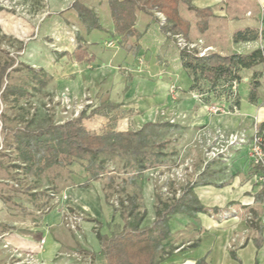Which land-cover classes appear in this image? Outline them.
I'll return each mask as SVG.
<instances>
[{
	"label": "rangeland",
	"instance_id": "1",
	"mask_svg": "<svg viewBox=\"0 0 264 264\" xmlns=\"http://www.w3.org/2000/svg\"><path fill=\"white\" fill-rule=\"evenodd\" d=\"M74 1L0 0V264H103L99 248L94 244V230L98 228L107 234L118 231L123 223L119 216L120 200L139 188L138 201L144 203L145 221L149 223L156 196L163 200L177 197L188 183L205 179L213 186L238 187L248 184V179L249 184L260 186L255 180L249 148L251 134L261 122L257 110L264 109V64L255 72L241 74L240 82L234 85L240 99V108L234 112L227 110L224 96L202 92L207 90L206 84H202V91L190 90L185 72H181V78L163 85L167 80L165 71L173 72L178 66L175 60L167 61L170 57L162 58L159 64L157 61L152 77L153 83L160 82L166 89L167 105L158 102L152 107H140L135 104V96L131 100L125 96L130 89L134 93L135 87L140 88L139 83L125 86V82L148 70L144 57L131 70L122 63L115 65L113 71L122 76L121 86H99L95 92L85 87L77 94L69 85L82 67L73 57L63 55L65 51L71 52L78 45H85L88 51L90 45L129 47L136 39L120 41L107 33L105 40L101 36L91 43L70 6ZM76 1L92 8L101 25L111 20L107 0ZM180 6L185 12V6L182 3ZM155 14L162 23L163 16ZM139 29L141 37L149 42L147 47H151L156 34L144 31V26ZM218 35V46L222 44V47L208 45L217 41L213 34L189 40L188 47L199 54L229 53L225 46L229 43L228 34L221 31ZM168 46L178 49L177 38L167 40L164 47L168 49ZM86 68L95 70V66ZM39 70L48 75L43 86L37 82ZM254 79L259 81V86L251 101L248 93ZM182 98L186 100L183 104L186 109L178 112ZM246 107H253V115L240 123ZM222 109L227 111L221 112ZM80 115L85 127L96 131L110 127L117 131L137 130L146 122L164 121L178 123L181 129L166 137L169 143L161 164L134 174L123 166L125 160L117 157L93 181L88 180L82 160L63 167L54 165L42 174L33 175L13 146L4 141L10 137L8 128L22 127L26 121L48 119L59 123ZM109 208L111 215L107 218L105 210ZM180 222L183 220L174 218L169 222L170 227L176 231L181 227ZM54 225L65 238L61 233L49 236ZM187 225L184 231L174 235L171 232L167 240L170 244L165 242L166 249L179 245L181 249L190 247V242H186L190 237ZM27 233L37 239L35 249L23 242L22 236ZM48 241L56 249L46 253Z\"/></svg>",
	"mask_w": 264,
	"mask_h": 264
},
{
	"label": "trees",
	"instance_id": "2",
	"mask_svg": "<svg viewBox=\"0 0 264 264\" xmlns=\"http://www.w3.org/2000/svg\"><path fill=\"white\" fill-rule=\"evenodd\" d=\"M107 3L113 24V31L109 34L120 37V41L135 37L133 46H124L133 50L138 49L141 37V32L135 27L136 10L151 15V20L158 23L167 40H175V36H180L185 42L190 40V23L180 15V3H184L187 10L193 12L200 32L206 30L208 19L213 16L211 7H197L192 4V0H107ZM70 6L76 11L87 33L96 29L104 30L92 8L76 0ZM156 12L163 16L162 23ZM258 37H264V28L246 27L236 30L232 39L234 42H245ZM177 48L181 68L190 79L189 89L202 91V84H206L207 90L202 92L224 96L230 112L239 107V95L233 88L241 80V71L264 63L263 47L254 48L247 53L208 52L202 55L194 48ZM63 55L87 64L94 58L85 45H78L73 51H65ZM37 76L38 84L43 86L47 73L39 70ZM258 86L259 81L254 79L248 93L249 100L255 99ZM82 118L83 115H80L59 123L48 119L36 122L29 120L22 127L8 128L10 137L4 141L13 146L25 168L33 175L42 174L54 165L63 167L82 160L88 180L93 181L99 179L105 173L108 162L117 157L125 160L123 166L134 174L161 164L166 154L164 149L169 143L166 137L181 129L178 123L164 121L146 122L137 130L117 131L110 127L96 131L87 129ZM258 128L264 129V120L259 123ZM210 183L205 179L188 183L181 188L177 197L169 200L156 196L153 219L147 224H143L146 208L144 203L138 201L141 199V188L127 194L120 200L119 216L123 222L121 228L108 234L100 232L98 228L94 230L104 264H160L174 249L169 245L166 249L167 240L171 236L169 222L172 216L183 214L193 218L198 213L209 214L217 210V207L208 208L203 205L194 191L196 186ZM263 197L264 188H261L255 199L262 200ZM195 245L194 241L188 246ZM232 256L235 258L234 254ZM195 264L208 263L205 258H200Z\"/></svg>",
	"mask_w": 264,
	"mask_h": 264
},
{
	"label": "crops",
	"instance_id": "3",
	"mask_svg": "<svg viewBox=\"0 0 264 264\" xmlns=\"http://www.w3.org/2000/svg\"><path fill=\"white\" fill-rule=\"evenodd\" d=\"M182 4L185 6L183 8H185L186 11L184 12L183 9L182 12L181 6L179 5V12L180 15L190 23V40L200 39L202 36H210L213 34L217 41L214 42V44L209 42L208 45L212 47L213 45L214 47H222V44L218 46L219 41L217 38L219 37L218 33L223 31L229 36V45L225 44V46L230 49L229 53H247L257 47L264 48V37H258L255 40L245 42H234L232 39L233 33L236 30L246 27L264 28V0H192V4L197 7L208 6L212 9L213 16L208 19V25L204 32H200L196 27V18L193 12L187 10L184 3ZM135 15V26L139 31H141L139 28H143L144 26V31H151L156 34V40L151 41L152 46L147 47L146 44L149 42L142 37L138 40L139 47L137 50H133V48L126 49V47L122 45H119L117 48H106L103 45H90V51L88 52L94 57L90 63L92 65L78 62L81 64V71L79 74L75 73L76 80L71 81L69 85L70 88L75 91L74 93L80 94L85 87L95 92L98 90L99 86L104 88H106V86H121L123 84L121 82L122 76L116 71L114 72L113 69L119 65V63H122L124 67L131 70V68L133 69V65L136 66L139 60H142V57H144L147 65H149L148 70L143 71V73H137L131 81L125 82V86H128V84L137 85L139 83L142 89L135 87V91L137 92L134 93L133 90L130 89L128 93L125 94L126 98L128 97L129 100H131L135 96L137 99L135 104H139L140 107H152L158 104V102L165 103L164 105L169 104L166 89L163 88L162 85L160 86V82L153 83L152 77L157 69V67H155L157 61L159 64L162 58L167 59L170 57L167 61H170V59L173 61L175 60L178 66L177 69L172 70L173 72L165 71L167 80L165 83L163 82V85L167 86V81L170 82L174 78H181V72L183 73L184 71L179 61V51L175 47L168 46V49L164 47L167 39L161 32L158 23L151 20V15L141 10H136ZM102 27L105 31L97 29L91 30L88 33L85 31L91 43L93 39L101 36H103L105 40L106 34L113 31L111 20L107 25H102ZM118 38L120 39V37ZM131 38L132 37H130V39ZM262 64L252 69H244L241 71V74L248 73L250 70H252V72L258 70V66ZM86 66H95V70H89ZM100 67L104 68L101 69ZM130 72L133 74V71ZM186 80L190 83L189 77H187ZM187 82L185 81V83ZM185 85L186 84H184V86ZM182 89L183 91L185 90V88ZM182 99L180 103L181 107L177 108L178 112L181 110L185 112L186 109L183 107L186 100L185 98ZM246 108L244 112L245 115H240V123L250 119V115H253V107ZM256 116L260 117V121H263L264 109L259 108ZM246 180L248 184H238V187H218L210 184L196 186L194 191L200 202L208 208L217 207V210L209 214L198 213L193 218L183 214L172 216L170 223H172L174 218L183 220V222H180L181 227L176 231L171 226L172 235H174L175 232L184 231V226L189 222L187 226H189L190 229L187 232L190 237L186 239V242L191 243L195 241L196 245L187 249H181L179 245L173 249L172 254L160 264H195L200 258H205L208 264H264V197L262 200L255 199L256 193L264 187L251 185L248 179ZM105 213L108 218L111 215L110 208L109 211L105 210ZM147 222L148 221L144 219V223ZM50 232V237H53V235L55 236L56 233H61L65 238L62 230L57 229L56 225L50 228ZM22 237L23 242L27 244V246L34 249L37 247V239L35 237L31 238L30 233L23 234ZM47 243L46 253L56 249L55 244L50 241ZM60 243L67 244L66 241H61ZM94 244L100 249L96 236L94 238ZM232 254L235 255V258H233ZM102 260L104 262L103 257Z\"/></svg>",
	"mask_w": 264,
	"mask_h": 264
},
{
	"label": "built area",
	"instance_id": "4",
	"mask_svg": "<svg viewBox=\"0 0 264 264\" xmlns=\"http://www.w3.org/2000/svg\"><path fill=\"white\" fill-rule=\"evenodd\" d=\"M164 21V18H163ZM177 38V44L180 47H188V43L180 36ZM204 53H200L202 55ZM221 112L227 111L220 110ZM250 162L254 168L255 180L259 183L260 187H264V129H259L255 126L253 133L251 134V143L249 148Z\"/></svg>",
	"mask_w": 264,
	"mask_h": 264
}]
</instances>
